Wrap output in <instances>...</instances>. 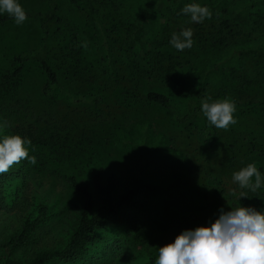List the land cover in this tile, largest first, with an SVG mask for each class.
<instances>
[{
	"label": "rangeland",
	"instance_id": "374dc122",
	"mask_svg": "<svg viewBox=\"0 0 264 264\" xmlns=\"http://www.w3.org/2000/svg\"><path fill=\"white\" fill-rule=\"evenodd\" d=\"M101 1L104 27L110 34L113 25L117 24L119 35L123 38L125 28L152 0ZM215 1L190 0V3L209 8ZM18 3L23 9L47 8L46 0H18ZM60 6L61 21L52 23L49 57L59 76L60 91L55 94L48 92L46 74L36 60H30L18 83L0 93V140L5 135L13 134L30 139L31 144L26 145L29 158L36 157L35 164L24 159L14 164L8 172L0 174L1 194L6 198L18 194L34 205V209L39 202L48 206L47 220L36 228L35 240L11 250L6 242L12 233L21 229L24 213L21 202L8 207L12 209L0 205V264L7 261L26 263L39 249L55 248L67 242L77 225V206L82 199L69 181L71 174H77L84 182L90 179L91 183L95 167L103 166L107 173L115 171L124 174L127 166L133 167L139 163L143 156L142 149L117 142L115 135L118 128L134 132L137 122L150 120L173 146L185 150L188 167L194 162L193 151L198 149L191 125L174 123L161 106L142 100L134 102L136 91L131 92L122 84L125 72L119 66L116 53L112 59L109 58L101 37L87 22L82 8L70 0H60ZM164 10L167 18L172 20L174 7ZM252 11L261 15L264 14V7ZM208 24V19L193 22L190 14L173 19L172 34H179L188 28L193 31V46L187 49L188 57L193 60L201 58L208 46L205 39L199 40L196 36L200 27H207ZM67 41H72L80 50V62L74 70L56 61L54 56L58 52V43ZM85 41L86 48L82 46ZM41 42L42 32L36 20H26L21 25L13 21L0 27V77L14 68L15 55L36 49ZM257 56L259 58H255L254 67L246 65L244 73L247 77L243 81L247 88L238 86V94L243 90L252 98L264 100V48L259 50ZM247 78L249 80L246 81ZM140 85L145 90L166 92L174 100L196 90L191 81L168 79L166 76L145 78ZM73 93H99L101 99L95 103H78L73 99ZM224 131L230 136L238 132V135L246 138V143L254 140L260 149L257 153H248L246 147L239 145L235 154L237 159L230 160V170L237 172L249 163H255L259 169L264 162V113L238 117V121ZM222 149V142H217L212 152ZM204 172L202 178L197 174L189 176L185 171L188 177L185 179L189 182L183 185L186 202L157 198L160 205L171 204V217H177L173 226L168 223L165 228H157L148 224L135 233L124 225H111L100 231V239L90 246L84 258L74 262L53 258L48 264H155L160 247L173 243L185 230L210 226L226 209L222 204L224 201H221L225 196L221 194L222 186H219L215 175H209L213 171ZM5 175L10 178L5 179ZM16 177L20 180H16ZM233 185L230 184L228 188H233ZM188 188L191 190L186 191ZM192 189L195 190L193 193ZM242 205L238 203V206Z\"/></svg>",
	"mask_w": 264,
	"mask_h": 264
},
{
	"label": "trees",
	"instance_id": "16d2710c",
	"mask_svg": "<svg viewBox=\"0 0 264 264\" xmlns=\"http://www.w3.org/2000/svg\"><path fill=\"white\" fill-rule=\"evenodd\" d=\"M46 1L45 10L24 9L27 20L39 22L42 42L36 49L15 55L14 68L0 77V93L18 83L30 60H36L46 74L48 92L55 94L60 91L59 76L49 57L52 50V23L61 21V6L60 0ZM70 1L82 8L87 22L101 37L109 58L112 59L116 53L119 66L125 72L122 84L130 88L131 92L136 91L134 102L142 100L161 106L174 123L191 125L196 134L198 149L193 151L194 162L188 167L185 150L173 146L163 132L155 129L150 120L137 122L134 132L118 128L115 135L117 142L142 149L143 156L139 163L133 167L127 166L124 174L115 171L107 173L105 167H95L91 183L90 179L84 182L77 174H71L69 181L82 199L77 206V225L67 242L63 246L39 249L26 263L7 261L5 264H48L53 258L77 261L84 258L90 246L100 239V231L111 225H124L135 233L142 231L148 224L157 228H165L168 223L173 226L177 217H171V204L160 205L157 198L166 197L186 202L183 195L184 183L189 184L185 179L188 178L185 176L186 170L189 176L197 174L202 178L205 176L204 171H213L209 175H215L219 186H222L221 194L225 195L221 199L226 206L224 212L232 206L236 208L238 203L264 211V184L255 192L241 189L233 181V172L230 170V160L237 159L235 154L238 153L239 145L246 147L248 153H257L260 149L254 140L246 143V138L238 135V132L231 133L230 136L224 129L208 122L201 104L209 96V102L228 98L235 102L236 111L233 115L236 121L238 117L264 113V100L252 98L243 90L238 94V86L247 88L243 81L247 77L244 73L246 65L254 67L255 58H259V50L264 48V14L252 11L257 7H264V0H216L209 7L212 16L208 19V26L202 25L197 31L198 39L208 42L204 55L197 60L188 57L187 49L177 51L170 43L173 19L189 15L183 14L182 9L190 4V0H152L125 28L123 38L119 35L117 24L113 25L110 34L104 27L100 12L101 0ZM172 6L174 10L170 20L164 9ZM13 21L7 13H0V27ZM56 49V61L73 70L78 66L80 50L72 41L58 43ZM165 76L168 79L191 81L196 90L174 100L166 92L145 90L140 85L145 78L159 79ZM73 99L78 103H95L100 101L101 96L99 93H73ZM217 142H222L224 150L212 152ZM258 170L264 179V162L259 165ZM4 177L10 178L7 175ZM16 180L20 179L16 177ZM230 184H234L233 188H228ZM188 190L191 189H186ZM194 191L192 189L191 192ZM241 192L246 196L240 198ZM1 193L0 184L1 206L8 208L15 202H21L24 213L21 229L12 233L6 242L11 250H16L35 240L36 228L47 220L48 206L39 202L34 209V205L18 194L6 198Z\"/></svg>",
	"mask_w": 264,
	"mask_h": 264
},
{
	"label": "clouds",
	"instance_id": "9594fccd",
	"mask_svg": "<svg viewBox=\"0 0 264 264\" xmlns=\"http://www.w3.org/2000/svg\"><path fill=\"white\" fill-rule=\"evenodd\" d=\"M0 13H7L17 25L28 18L18 0H0ZM182 13L190 14L193 22H203L212 16L207 6L197 3L185 5ZM192 37V29H184L179 34L173 33L170 43L177 51H183L193 46ZM82 46L86 48L87 42H83ZM209 101L210 96L201 102L208 122L225 130L237 122L233 115L236 111L234 101L228 98ZM30 144V139L22 138L19 134L5 135L0 140V174L8 172L14 164L24 159L35 164L36 157L29 158L26 147ZM232 178L241 189L252 192L264 184L255 163L234 172ZM245 196L244 192L240 193V198ZM155 264H264V211L244 206L222 211L210 226L185 230L173 243L160 247Z\"/></svg>",
	"mask_w": 264,
	"mask_h": 264
}]
</instances>
